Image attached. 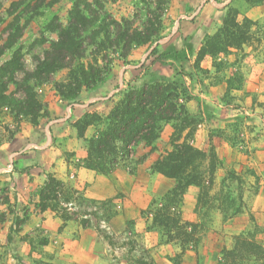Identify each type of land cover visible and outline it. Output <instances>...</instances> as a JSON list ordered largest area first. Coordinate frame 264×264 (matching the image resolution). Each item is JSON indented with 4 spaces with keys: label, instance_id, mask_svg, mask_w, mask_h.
<instances>
[{
    "label": "rangeland",
    "instance_id": "374dc122",
    "mask_svg": "<svg viewBox=\"0 0 264 264\" xmlns=\"http://www.w3.org/2000/svg\"><path fill=\"white\" fill-rule=\"evenodd\" d=\"M16 1L19 0H0V65L13 55L18 57V71L8 83L9 91L15 99H23V87L29 85L41 109L33 116H22L15 112V104L1 107L0 144L12 141L17 132L23 131L24 140L17 150L22 152L32 138L41 135L42 140L37 139V142L44 141L42 129L51 117L55 118L51 115L53 104L72 109L88 100L105 101L119 83H124V91L132 79L140 78L136 85L141 86L151 82L145 77L157 69L173 76L174 79L165 78L175 81L179 99L184 101L191 97L186 85L191 86L195 76H205V69L198 66L199 52H211L207 53L212 57L210 63L221 72L211 79L217 83L230 72L224 57L255 52L264 41V0H84L86 6L81 12L87 26L76 40L79 43L76 51L82 56L72 58L73 54L68 52V56L62 58V62H66L62 66L52 60L50 63L45 53H51V57L56 54L50 42L57 41L58 33L52 29L67 26L68 13L75 0H43L37 10L22 7L16 12L20 15L17 30H9L6 26L13 16L7 13L11 10L10 4ZM149 14L159 17L156 38L127 50L122 43H116V28L111 23L125 21L132 30L146 22ZM182 24L183 31L177 34ZM224 27L228 32L221 34ZM94 31L99 33L93 34ZM103 42L105 45H101ZM157 60L167 64L159 65ZM47 61L50 64L45 66ZM78 64L97 67L105 78L92 83L90 88L80 87L75 98L67 99L65 96L69 93L77 92L74 88L81 81L76 72ZM38 67L43 73H39ZM226 82L228 87L237 88L241 77L234 74ZM123 91L114 95L112 107L122 98ZM222 99L231 104L235 98L225 92ZM103 105L88 113L101 116V126L109 113L108 105ZM232 109L244 113L240 106ZM186 113L187 120L180 117L178 122L170 121L169 140L160 148H151L160 153L152 168L158 160L168 162L169 166L178 165L168 161V154L180 150L184 130L186 136L191 135L198 120ZM246 117L249 118V114ZM81 118L78 112L71 118L70 124L76 130L75 125ZM240 118L239 114L234 116L229 127L234 133L242 128V124L241 127L238 124ZM165 124H161L159 136ZM216 130L211 134L219 135ZM135 147L129 155H134ZM193 149L201 154L192 157L184 170L185 174L196 177V185L175 190L176 180L172 179V186L164 192L160 185L146 207L129 210V220L122 223L118 234L110 227V221L119 210L118 202L129 197V190L119 191L115 199L95 201L55 178L62 184L56 187L55 193H48L45 187L53 176L43 172L36 181L39 184L28 188L34 176L26 172L14 175L13 158L6 167L11 177L0 183V264H51V234L61 231L69 221L93 228L109 246L106 255L110 256L112 264H264V172L256 174L255 170L242 167L240 160H227L213 148ZM129 155L119 153L118 161L126 160ZM145 158L139 155L135 161L144 162ZM133 172L134 166H131L135 183L139 175ZM21 183L22 188L16 190ZM190 187H194L196 193L193 205L186 199ZM259 189L261 198L256 199ZM138 194L143 202V191ZM46 196L49 198L45 199ZM55 218L59 226L53 224ZM149 233L151 235L147 236ZM19 246L29 250L18 252Z\"/></svg>",
    "mask_w": 264,
    "mask_h": 264
},
{
    "label": "crops",
    "instance_id": "0c3cea01",
    "mask_svg": "<svg viewBox=\"0 0 264 264\" xmlns=\"http://www.w3.org/2000/svg\"><path fill=\"white\" fill-rule=\"evenodd\" d=\"M183 26L182 24L178 27L177 34L183 31ZM211 58V56L205 55L198 60L199 68L207 70L203 71L205 76H195L190 83L191 86L186 85V91L191 97L184 101L179 99L187 113L198 118L191 135L186 136L187 131L184 130L181 142L185 141L201 150L213 148L216 153H223L225 159L240 160L243 164L242 167L253 169L256 174H261L264 172V114H262L264 109V41L255 52L224 57L223 60H227L230 72L227 73L224 80L217 83L211 82V79L214 76H219L221 72L215 70L211 65ZM192 60L194 61V59ZM158 64L161 65L159 62ZM167 74L157 69L151 71L145 80L152 82L157 77H171L172 79L173 76ZM234 74L241 77V84L237 88L228 87L226 82ZM221 77L223 76L221 75ZM139 80L140 78L132 79L129 86L138 84ZM123 86V82L119 83V86L105 101L103 99L88 100L85 104L72 109L60 104H53L51 115H55V118L51 117V120L47 121L42 129L44 141L37 142V139L42 140L41 135L35 138L36 140L32 138L31 141H28L23 152L17 151L24 140L23 131L17 132L12 141L1 143L0 183L2 184L4 180L11 177L6 173V167L7 162L14 158V175L26 172L30 176H34L28 188H34L36 184H39L36 181L39 174L43 172L51 174L63 184L95 201L115 199L119 191L129 190L130 198L125 197L118 202L119 210L110 221V227L114 232L120 233L119 228L122 223L129 220V210L131 212L146 207L152 196L159 191L160 185L164 192L173 184L172 179L164 177L151 167L160 156L158 150H151V148H160L161 144L163 145L169 140L173 121L164 122L166 124L163 133L155 142L150 145L143 143L137 145L135 147L137 151L133 156L131 154L126 160H119L106 175L98 174L84 166L88 154L86 143L94 135L95 126H88L84 134L80 136L70 122H72V117L77 116V112L83 116L103 104V106L108 105V113L112 109L111 101L114 95L123 91ZM225 92L235 98V104L234 102L230 104V101L222 99ZM233 106L237 108L240 106L244 113H239L238 110L234 112ZM238 114L242 117L238 119V124L240 127L242 124V128L234 133L233 129L231 130L229 127H232L233 118ZM247 114H249V118L246 117ZM42 124L38 128L39 130H41ZM213 129H217L216 132L219 135L211 134ZM218 130L221 131L218 132ZM36 143L39 145L36 146ZM139 155L146 156L144 162L135 161ZM131 166H134L133 173L139 175L135 183L133 175L130 173ZM22 186L23 183L16 187V190H20ZM140 191H143L144 194L143 202L140 201L141 196L138 194ZM260 192L261 189H259L256 199L261 198ZM194 196H196L195 189L190 187L186 194L189 204L193 205ZM260 205L262 208L261 202ZM53 224L60 225L57 218L53 219ZM149 246L154 245L150 244ZM107 248L109 249L107 243L98 236L93 228L82 227L77 221H69L61 231L51 234V264H112L110 256L106 255ZM25 249L26 247L19 246L18 252H23Z\"/></svg>",
    "mask_w": 264,
    "mask_h": 264
},
{
    "label": "trees",
    "instance_id": "16d2710c",
    "mask_svg": "<svg viewBox=\"0 0 264 264\" xmlns=\"http://www.w3.org/2000/svg\"><path fill=\"white\" fill-rule=\"evenodd\" d=\"M42 1L19 0L12 2L10 4L11 10L7 14L13 16V19L7 23L6 28L9 30H17V24L20 20V15L18 13L16 14L17 10L22 7L26 10L29 8L37 10L42 4ZM96 3L98 4V2ZM85 6L86 2L84 0H75L68 13L70 20L67 26L52 29L53 32L58 33V39L57 41L50 42V48L56 51V54L51 57V53H45L47 55L45 59L50 60V63L52 60L54 64L61 63L64 66L66 62H62V58L64 60L68 56V52L73 54L71 55L72 58L82 56L78 55L76 51L77 45L79 44L76 40L80 39V32L87 26L86 19L81 12V8ZM111 24L116 28V43H122L123 49L125 50L130 49L131 46H139L151 42L158 36V29L160 28L159 17L157 18L154 14H149L146 22L132 30L129 29V25L125 21H121V24H117L116 22ZM121 25L125 26V28L122 29ZM48 28L51 32V23ZM224 32H228L227 27H224L220 31L221 34H224ZM98 33V31L93 32V34ZM230 36L233 35L230 34ZM101 45H105V42ZM153 52L156 51L154 50ZM207 53L210 54L211 52H199V55H197L198 60L208 55ZM161 59H163L162 56ZM157 61L164 66L167 64L163 60ZM18 62V57L13 55L0 65V108L11 107L15 104V112L17 114L33 116L41 109L33 93V88L27 84L24 85L25 97L23 99H15V97H12L13 94L10 93L8 88V83L12 80L15 72L18 71ZM64 62L65 64H63ZM50 63L47 61L45 66H48ZM169 66H173V64L169 63ZM38 68L39 73H43L42 69L40 67ZM47 71L48 69H45V72ZM76 72L81 81H78L79 85L76 89L74 88L77 92L69 93V95L65 96L67 99L75 98L80 91V87L86 86L90 88L92 83L103 81L105 78L99 69L93 67L91 64L87 66L78 64ZM174 82L173 80H167L165 77H160L157 81L148 82L138 87L128 86L123 91L122 98L106 115V123L102 126L101 122H103V119L101 116L89 115L88 113L84 114L77 122V125H75L78 134L80 136L83 135L88 126H95L96 128L94 135L87 140L88 154L84 166L98 174L106 175L118 163L119 153L129 155L137 144L145 143L146 145H150L155 142L159 137L163 122H178L180 117H182L183 121L187 120L186 116H184V112H186L184 105L178 102L180 94ZM182 129L184 130V128ZM179 149L168 154V161L177 162V166H169L168 162L158 160L154 167L164 177L176 180L175 190L196 185V177L190 176V173L185 174L184 168L189 165L192 157L201 154L194 151L193 147L185 141L181 143ZM187 154L188 158L185 159ZM184 174L185 176L182 177ZM61 184L54 177H50L45 189L48 193H55L56 187H59ZM46 198L49 197L46 196Z\"/></svg>",
    "mask_w": 264,
    "mask_h": 264
}]
</instances>
